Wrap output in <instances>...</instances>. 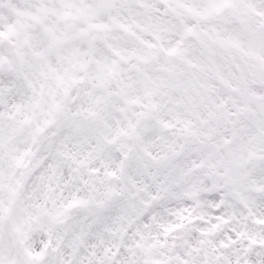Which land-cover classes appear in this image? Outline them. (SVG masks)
Instances as JSON below:
<instances>
[{
    "label": "snow or ice",
    "instance_id": "snow-or-ice-1",
    "mask_svg": "<svg viewBox=\"0 0 264 264\" xmlns=\"http://www.w3.org/2000/svg\"><path fill=\"white\" fill-rule=\"evenodd\" d=\"M0 264H264V0H0Z\"/></svg>",
    "mask_w": 264,
    "mask_h": 264
}]
</instances>
